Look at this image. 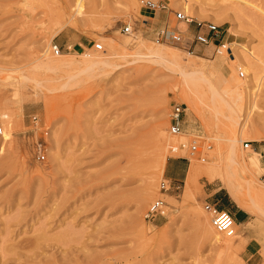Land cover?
<instances>
[{
    "label": "rangeland",
    "instance_id": "1",
    "mask_svg": "<svg viewBox=\"0 0 264 264\" xmlns=\"http://www.w3.org/2000/svg\"><path fill=\"white\" fill-rule=\"evenodd\" d=\"M73 1L0 0V264H264V201L241 168L233 173L237 197L257 212L242 209L247 219L233 216L235 233L218 234L232 245L221 256L206 237L203 209L217 186L239 207L222 181L232 131L253 122V136L264 135V0H81L77 13ZM145 1L158 7L144 8ZM178 12L192 22L177 21ZM197 23L219 26L231 52L189 47ZM165 28L183 32L184 43L156 42ZM129 34L137 37L131 45ZM152 45L165 48L166 60L150 54ZM52 58L51 69L39 64ZM179 66L202 72L192 92ZM210 99L220 108L216 117ZM175 103L185 109L179 151L172 146L180 135L168 132ZM193 139L199 147L189 156ZM262 140L251 141L249 153L241 139L237 154L264 191ZM174 157L188 170L170 184L163 167ZM147 185L150 198L138 209ZM156 200L165 215L145 218Z\"/></svg>",
    "mask_w": 264,
    "mask_h": 264
},
{
    "label": "bare ground",
    "instance_id": "2",
    "mask_svg": "<svg viewBox=\"0 0 264 264\" xmlns=\"http://www.w3.org/2000/svg\"><path fill=\"white\" fill-rule=\"evenodd\" d=\"M71 7L73 8V13L79 12L80 8L82 7L81 0H74L73 3H72V5H71ZM136 38H134L131 34H129L126 37L125 42H126V44L131 45V44H133L136 41ZM223 47H224V44H223ZM149 50H150V54H153V55L157 56L156 58H158V61L166 60L165 57H164V52L166 50H165V48L163 46H161V45L153 46L152 45V47ZM147 52H149V51H147ZM172 55H175V54H172ZM188 55H190V54H188ZM55 61L57 62V59L52 58V59H49V60H46V61H40L39 64L42 65V66H44V67H46V68H50V67H53ZM98 65L100 67L109 66V64H107L106 62H98ZM178 73H179V77H180L182 83L186 86V89H187L188 92H192V88H194V86L202 78V72L199 69H197V70L196 69H186V68H184L182 66H179ZM188 96L189 95H187V97ZM189 100L187 98L184 100V104L187 107H189L192 104V103L190 104ZM210 108H211L212 114L215 117L218 116V113L220 112V108L215 104V101L214 100L212 101V99H210ZM1 116L3 118L7 117V115L4 112L1 113ZM252 124L254 125L253 122H252ZM252 124H248L246 122H243L241 124V126H239V128L237 129V131H234L233 130L232 133H231V135L228 137L229 144H228V147H227V155H226L225 160H224V162H225V170H226L225 172L226 173L224 175V178L222 179V181H223L224 185L226 186V188L228 189V192L230 193V195L237 200L238 206L241 209H243L246 212H248L249 214H255L257 212V210H256L255 206L253 205V203H251L250 201L249 202H245L241 198H238L237 197L238 196L237 194L239 192V186L235 183V175L233 173H234V169H235L234 167L235 166L236 167L238 166L237 169L241 168L239 170L240 171L242 170V173H244V175L246 176V177L244 176V179H245L244 180V183H245V185H247L246 183H248V185L251 188H253V192L257 196V198H259V199H261V200L264 201V191L261 190V189H258L256 187H254V184H255L254 178L253 177L251 178L252 175L249 176V175L245 174L246 171L248 172V168L245 165V162H243L244 159H242L241 157H239V155L237 154V151H238L237 143L241 142V139L246 138L249 141H255V142L258 141L261 138L264 139V135L259 134V133H255L254 136H253V133L255 132V127ZM156 135H157L158 139H160L162 142H165V141L167 142V140L170 139V137L167 138L168 135L167 136L165 135V131L162 128H159V129L157 128ZM177 135H180L179 137H181L182 140L179 139L181 142L174 144L172 147L174 149H176L177 151H179L183 147H185V142L183 141V139H185V138H183V135L184 134H182V133H178ZM7 139H8L7 138V133H4L2 135V141L3 140H7ZM171 142H172V140H171ZM250 147L251 146H249L248 148H246L249 153H251V151H252ZM181 154H183V153H181ZM162 159H163V157H162ZM148 164L146 163V166ZM194 167H195V165H191L190 166V171H189V173L187 175V181L190 179L191 173L193 172ZM147 179H150V178H147ZM147 184H150V182L148 181ZM149 186L150 185H147V188L144 187L146 189L137 198V208L138 209H141L145 204H147V201L150 198L149 197V192H148V191H150L148 189V188H150ZM161 215L162 216L165 215L164 211H162ZM212 229L213 228L211 227L210 223H209V225L208 224L206 225V235H207L206 237H208L212 241V245L218 251L217 254L218 255L223 254V253H225V251H227L232 246L231 245V240H224V239L223 240H220V238L218 237V234L219 233L213 234ZM234 233L235 232L233 231V233L231 234V236ZM226 236H228V235H226Z\"/></svg>",
    "mask_w": 264,
    "mask_h": 264
},
{
    "label": "built area",
    "instance_id": "3",
    "mask_svg": "<svg viewBox=\"0 0 264 264\" xmlns=\"http://www.w3.org/2000/svg\"><path fill=\"white\" fill-rule=\"evenodd\" d=\"M144 8H150V9H154L157 8L158 5H155L154 3L145 1L142 2ZM177 21L186 23V24H190L192 22V19L189 18L187 15L178 12L175 15ZM123 31L125 33H130L131 28L129 25H124L123 26ZM183 32L176 30V29H160L155 36V40L156 42L159 43H173V44H179V43H184L185 38L183 37ZM219 34V26L213 24V23H197V30L195 31V33L192 36V39L189 42V47L192 44H199L202 46H208V45H213V47L215 48L216 53L220 54V51L225 50L226 53H230L231 50L229 47L226 48H222L223 44L222 43V39H219L218 37ZM95 48L97 50H101L102 49V45L99 43H95L94 44ZM53 52L55 54H58L59 49L56 45H54L52 47ZM240 76H243L242 72H239ZM185 114V109L184 107L179 104V103H175L173 104L170 114H169V121H168V132L171 135H177L178 133H180L183 129L182 125H183V116ZM37 117L36 116H31L30 121L33 124H36L37 121ZM0 133H1V128H0ZM198 137V136H196ZM263 143V145H259L258 146V156L262 161V168H261V173L259 174V180L264 183V140L261 141ZM43 143H39L37 144V153L39 155L40 159L44 158V151L46 146L43 145ZM249 146H252V142L251 141H244L242 143V148L246 149ZM199 147V142L197 139H193L187 146H186V150L189 156H193L195 154V152L197 151ZM259 147H261L259 149ZM204 157H201V160H203ZM160 189L162 190H167V188L165 187V183L161 182L160 184ZM161 201L156 200L154 201L147 209L146 213H145V218L147 219H151L152 217H154L156 214H161ZM203 209L204 211L207 213L208 217H209V222L211 227L214 229V231H216L217 233L220 234H225V235H231L234 231V226H235V221L233 216L230 214V212L228 210H226L225 208H222L221 206H219L217 203H212V202H204L203 205ZM226 221V223H225Z\"/></svg>",
    "mask_w": 264,
    "mask_h": 264
},
{
    "label": "crops",
    "instance_id": "4",
    "mask_svg": "<svg viewBox=\"0 0 264 264\" xmlns=\"http://www.w3.org/2000/svg\"><path fill=\"white\" fill-rule=\"evenodd\" d=\"M163 169L166 179L170 184H173L182 181L185 178L188 166L183 159L174 157L165 161ZM205 196V199L209 200V202L217 203L218 205L222 203H225L227 206L229 205L228 207L233 208L232 213L228 210L232 216L240 213L242 221L247 219V213L234 204L232 199L224 192L222 187H212Z\"/></svg>",
    "mask_w": 264,
    "mask_h": 264
},
{
    "label": "snow or ice",
    "instance_id": "5",
    "mask_svg": "<svg viewBox=\"0 0 264 264\" xmlns=\"http://www.w3.org/2000/svg\"><path fill=\"white\" fill-rule=\"evenodd\" d=\"M225 223H226V221H225Z\"/></svg>",
    "mask_w": 264,
    "mask_h": 264
}]
</instances>
